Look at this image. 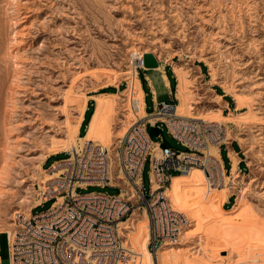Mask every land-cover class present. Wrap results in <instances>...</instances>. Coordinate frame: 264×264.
<instances>
[{
	"label": "rangeland",
	"instance_id": "rangeland-1",
	"mask_svg": "<svg viewBox=\"0 0 264 264\" xmlns=\"http://www.w3.org/2000/svg\"><path fill=\"white\" fill-rule=\"evenodd\" d=\"M143 54L153 55L159 67H140ZM174 68L188 77L184 97L191 111L219 113L227 143L240 146L242 166L237 178L228 173L229 202L182 212L187 221L181 234L159 247L156 258L145 248L146 220L141 222L135 237L140 264H159L162 255L181 256L174 257L176 264H264V0H0V264H8L5 231L14 228L16 211L24 215L34 206L48 177L43 171L68 157L69 149L52 151L73 136L80 105L89 102V117L95 95L117 94L105 140L111 150L134 120L125 117L136 95L132 72L151 114L154 98L169 103L173 93L179 103ZM165 74L174 88L165 87ZM160 137L169 149L185 151L165 128ZM149 172L146 160L145 192ZM189 179L192 173L183 180ZM76 192L116 195L120 189ZM188 197L193 201L195 192ZM51 202L32 213L45 212ZM136 214L130 216L135 229Z\"/></svg>",
	"mask_w": 264,
	"mask_h": 264
},
{
	"label": "built area",
	"instance_id": "built-area-1",
	"mask_svg": "<svg viewBox=\"0 0 264 264\" xmlns=\"http://www.w3.org/2000/svg\"><path fill=\"white\" fill-rule=\"evenodd\" d=\"M173 101L155 99L153 113H146L152 115L149 119L136 115L139 107L132 100L134 120L111 150L83 141L66 152L67 158L50 165L51 175L38 186L37 204L28 217L17 213L14 228L7 232L8 264H140L143 257L135 237L144 220L145 248L152 258L164 243L176 242L187 219L165 197L172 177L199 169L208 188L219 189L231 168H225L222 158L227 126L181 117ZM149 125L161 131L165 128L185 151L161 149L162 138L159 134L153 140ZM146 160L150 170L147 192L141 183ZM88 186L116 187L120 192H76ZM49 200L51 206L45 212L32 213ZM135 210L136 229L130 218Z\"/></svg>",
	"mask_w": 264,
	"mask_h": 264
},
{
	"label": "bare ground",
	"instance_id": "bare-ground-1",
	"mask_svg": "<svg viewBox=\"0 0 264 264\" xmlns=\"http://www.w3.org/2000/svg\"><path fill=\"white\" fill-rule=\"evenodd\" d=\"M142 60L140 62L141 66H142ZM174 70H175V68H174ZM175 73L178 74V84L176 86V88H177V92H176L177 94L176 95H178V99H179V103L176 104L177 105L176 106L177 115L184 117V118H186V117L195 118L196 117V119H201V118L207 119V120H210L211 122H217L218 120H220L218 118V117H220L219 113L216 115H213L214 117L213 116H207V113L200 114L201 116H198L197 114H194L191 111V110H193V107L191 106L190 102L186 104V99L184 97L186 90H187V89L185 90V79L188 77H186L183 73H181L179 68L175 70ZM132 75H131L132 77H131L130 84H131V89L136 91V95L133 98H130L129 101L134 100L137 107H139L136 115L151 119L152 115H146V113L144 111V106H143L144 94H143V91H141L138 78L136 79L137 76L135 75L134 72H132ZM186 75H187V73H186ZM186 84H188V83H186ZM135 91H134V93H135ZM189 91H190V89H189ZM130 92H131V90H130ZM130 97H131V95H130ZM93 98L95 101L94 110L90 116L88 123H87L88 126L86 128L84 135L83 136H77V130H78L79 123L82 119L83 113L85 111L86 102H83L80 105L81 106V109H80L81 112H80V115H78L79 120L77 122V125L75 126V129L73 128L74 131L72 130L73 136L68 140H63V142H61L59 144V146L56 147L52 151V154H56L59 152V150H62V149L63 150L64 149L71 150L78 143H81L83 141L98 142L99 145H101L102 147H104V148L106 147L105 146V140H107L106 137L109 136L110 127L113 125L112 119L117 115V110H116L117 108L115 107L116 103H117L116 102L117 94L106 92L105 94L95 95ZM79 101H81V100H79ZM84 101H85V99H84ZM130 105L131 104L129 102L128 103L129 109L126 110V111H128V114H125L126 115L125 117H129V116L132 117L135 115V112H133L132 107H130ZM221 117H224V116H221ZM128 120H130V119H128ZM127 130L128 129L123 128L122 134H125L127 132ZM235 164H236V158L233 157L232 158V170H231V175L233 176V179L238 177ZM43 173H45L48 177H49V175H51V173H49L47 171V169L44 170ZM191 173H192V179L183 180ZM2 176H3V173H2ZM48 177H46V178H48ZM0 180H2V179H0ZM229 180H230V177H228L226 175L225 179H224V185H222L221 188L209 189L208 184L206 183L204 175L202 174V172L199 169H192L187 174L176 175V176L172 177L171 183H170L171 186L166 190L165 197H166L167 201H169L170 205L175 210L179 211L180 213L185 212V214H187V216H188L189 211L191 209H195V208L199 207L200 205L208 203L209 201L212 204H216V206L214 207L215 209H220V208H222L223 202L228 197V195H227L228 187H227L226 183ZM41 182H40V184H41ZM192 192H195L196 198L193 201H190L188 196ZM35 204H37V201L34 202L33 205H35ZM242 204L243 203H242V199H241L239 202L236 203V206L239 207ZM30 209H31V207L23 215L24 217L29 216ZM16 213H18V211H16ZM5 232H10V231L6 230ZM221 237H223L222 232H221V235L219 238H221ZM170 244H172V243H170V242L164 243V245H170ZM174 257L180 258L181 256L177 255ZM174 257L162 255L159 258V264H176V262L174 261Z\"/></svg>",
	"mask_w": 264,
	"mask_h": 264
},
{
	"label": "crops",
	"instance_id": "crops-1",
	"mask_svg": "<svg viewBox=\"0 0 264 264\" xmlns=\"http://www.w3.org/2000/svg\"><path fill=\"white\" fill-rule=\"evenodd\" d=\"M164 68V67H163ZM163 78H164V85H165V87L167 88V89H170V80H169V78L167 77V75L165 74L164 76H163ZM148 88H150V89H152V84H151V81L148 83ZM141 91H143V94H144V97H143V106H144V108L146 107L145 106V104H144V98H145V91L143 90V88H142V86H141ZM155 93V91H152V93ZM155 100V98L153 99V101ZM88 103L89 102H86V104H85V111H84V113H83V116H82V119H81V121H80V123H79V126H78V130H77V134L79 135L80 134V130H81V122H82V120L84 119V114H85V112H86V110H88V108H87V106H88ZM226 109H228V105L225 107ZM93 110H94V108H93ZM144 111H145V113H147L146 112V110L144 109ZM93 112V111H92ZM92 114V113H91ZM91 114H90V116H91ZM89 119H90V117H89ZM89 121V120H88ZM240 148V146H239V144L237 143L236 144V146H233V144H232V142H229V143H227L226 144V146H225V150H227V152L228 153H226L225 152V150H222L223 152H225V156H223V152H222V158H223V160H224V163H225V159L228 161V163H229V167L231 168V170H232V158L233 157H235L236 158V164H235V167H236V171L237 172H240L241 171V167H240V162L242 161V159L240 158V156H239V151L237 150V149H239ZM231 156H233L232 158H231ZM229 198L227 199L226 198V202H229Z\"/></svg>",
	"mask_w": 264,
	"mask_h": 264
},
{
	"label": "water",
	"instance_id": "water-1",
	"mask_svg": "<svg viewBox=\"0 0 264 264\" xmlns=\"http://www.w3.org/2000/svg\"><path fill=\"white\" fill-rule=\"evenodd\" d=\"M142 67L145 70H152V69H156L159 67V62L158 60L151 54H143L142 56ZM161 132V129L158 126H148V133L152 136V137H157ZM161 149H165L167 148V146L162 143L160 145Z\"/></svg>",
	"mask_w": 264,
	"mask_h": 264
},
{
	"label": "trees",
	"instance_id": "trees-1",
	"mask_svg": "<svg viewBox=\"0 0 264 264\" xmlns=\"http://www.w3.org/2000/svg\"><path fill=\"white\" fill-rule=\"evenodd\" d=\"M174 88V81H171L170 82V88ZM107 90H105V92H106ZM145 92H146V90H145ZM104 93V92H103ZM174 105H176V103H174ZM87 108H88V110H86V112H85V114H84V119L82 120V122H81V130H80V134H82L81 133V131H82V129L84 128V126H88V120H89V117H90V115H89V117H88V113H89V111H90V105L88 104V106H87ZM92 111H93V108H92V110H91V112H90V114L92 113ZM88 117V118H87ZM84 135V133L82 134V136ZM240 166H242V162H240Z\"/></svg>",
	"mask_w": 264,
	"mask_h": 264
}]
</instances>
